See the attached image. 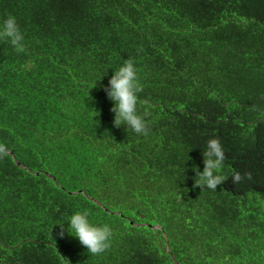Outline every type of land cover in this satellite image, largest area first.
I'll return each mask as SVG.
<instances>
[{"label": "trees", "instance_id": "trees-1", "mask_svg": "<svg viewBox=\"0 0 264 264\" xmlns=\"http://www.w3.org/2000/svg\"><path fill=\"white\" fill-rule=\"evenodd\" d=\"M10 15L0 264H264V0H0ZM125 59L144 135L114 124L101 87ZM212 137L224 180L202 189ZM85 210L112 230L97 255L67 233Z\"/></svg>", "mask_w": 264, "mask_h": 264}, {"label": "clouds", "instance_id": "clouds-1", "mask_svg": "<svg viewBox=\"0 0 264 264\" xmlns=\"http://www.w3.org/2000/svg\"><path fill=\"white\" fill-rule=\"evenodd\" d=\"M22 40L23 35L14 16L10 15L0 21V41H7L17 51H21ZM101 87L108 99L112 101L114 124L125 125L127 129L137 134H147L149 129L146 121L137 110V93L142 91V87L134 62L125 59L117 67H114L108 83L102 84ZM202 157L204 165L202 170L193 165V170L196 173L194 184L199 185L202 189H216L217 185L224 180L219 172L225 159L223 147L217 138L212 137L206 141ZM241 178L239 173L232 175L233 182H239ZM65 221H67V233L76 237L88 253L97 255L110 246L112 237L110 226L106 223L93 222L86 210L73 212ZM64 222L56 223L61 226L60 236L64 235Z\"/></svg>", "mask_w": 264, "mask_h": 264}, {"label": "bare ground", "instance_id": "bare-ground-1", "mask_svg": "<svg viewBox=\"0 0 264 264\" xmlns=\"http://www.w3.org/2000/svg\"><path fill=\"white\" fill-rule=\"evenodd\" d=\"M2 8V7H1Z\"/></svg>", "mask_w": 264, "mask_h": 264}]
</instances>
